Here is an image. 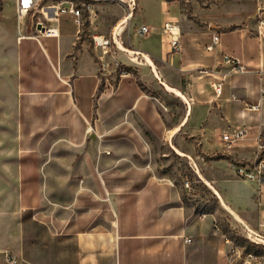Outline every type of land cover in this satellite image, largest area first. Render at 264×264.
Returning a JSON list of instances; mask_svg holds the SVG:
<instances>
[{
	"label": "crops",
	"instance_id": "obj_1",
	"mask_svg": "<svg viewBox=\"0 0 264 264\" xmlns=\"http://www.w3.org/2000/svg\"><path fill=\"white\" fill-rule=\"evenodd\" d=\"M16 2L0 37V172L21 188L8 264H228L223 241L211 240L216 217L183 200L175 156L248 235L264 237V185L233 177L264 138V0H215L195 7L199 22L175 0H136L117 14L97 2L91 37L124 30L108 55L71 13L55 20L35 6L19 17ZM169 21L179 51L163 32ZM239 128L248 135L227 147L223 134Z\"/></svg>",
	"mask_w": 264,
	"mask_h": 264
},
{
	"label": "built area",
	"instance_id": "obj_2",
	"mask_svg": "<svg viewBox=\"0 0 264 264\" xmlns=\"http://www.w3.org/2000/svg\"><path fill=\"white\" fill-rule=\"evenodd\" d=\"M43 0H17L16 8L18 12V16H26L35 6H41L42 13L45 16L49 14L52 15L50 19H57L62 13H71L74 16V21L79 27H83L85 23H92L93 19H96L97 12L95 10L94 4L97 2H117L123 6H127L129 10H134L136 6V0H56L51 4H43ZM128 13V17L130 18L133 12ZM125 21V20H124ZM261 23H264V20H261ZM119 24L113 28L110 37H106L101 34L92 35V42L95 47L101 49L103 55H108L111 53H115L117 49H121L119 43V36L123 33V29L120 28L118 31ZM42 31L46 35L54 34V29L51 27H47L42 24ZM122 29V30H121ZM41 31V30H40ZM149 29L147 26H141L138 28L137 33L144 37L148 33ZM163 32L170 37V43L173 51L180 50V32L179 25L174 22H166ZM219 42V37L215 35L213 37V44L207 47L208 50H212L214 46ZM113 46L116 48L114 49ZM101 62L104 66H107L108 63L106 60L101 57ZM226 61L229 62L230 58L226 56ZM236 69L239 71H244L245 67L240 62V60L235 59ZM213 88L216 90L217 94H221L222 83L213 84ZM264 96V91H263ZM252 109L259 108V104L249 106ZM249 130L246 128H239L234 133L226 132L223 134L222 138L227 147H231L235 142L243 140L248 135ZM236 177L239 179L250 181L258 186L264 185V138H259L256 145V158L252 162H247L243 164H237L233 170ZM186 187H189V184L186 182ZM250 232V231H248ZM213 233L214 235H221L223 243L226 246L225 257L228 264H259L260 256L250 251L248 248L239 245L234 241L232 236L227 233H223L221 230V226L218 221L215 219L213 224ZM257 236L256 240H252L254 243H263L261 242V238L264 239L263 236L257 234H250ZM187 242H190L191 239H187ZM5 258L10 263L16 262V257L11 255L8 251H5Z\"/></svg>",
	"mask_w": 264,
	"mask_h": 264
},
{
	"label": "rangeland",
	"instance_id": "obj_3",
	"mask_svg": "<svg viewBox=\"0 0 264 264\" xmlns=\"http://www.w3.org/2000/svg\"><path fill=\"white\" fill-rule=\"evenodd\" d=\"M15 0H0V9L3 6V13L0 16V37L3 35V27L5 23H10L11 21H15V12L13 10ZM180 4V15L183 19H191L193 21H198L199 14L197 13L195 7L198 9L207 7L211 2L215 0H175ZM43 2V1H42ZM114 3L112 9L108 12L112 14L120 13V9L123 6L120 3ZM120 8V9H117ZM17 12V9H16ZM18 14V12H17ZM70 24H67L69 26ZM137 25V24H135ZM136 27V26H135ZM83 36L90 39L92 42L91 32L87 25L82 27ZM109 30V29H108ZM107 30V31H108ZM115 49L116 47L113 46ZM202 160V159H200ZM203 160L209 161V158L206 157ZM202 160V161H203ZM175 164L179 171L180 175L177 178L181 184V192L183 195V200L187 204L189 208L194 210L197 217L200 218V215L205 213H212L221 226V230L224 233L232 236L235 242L239 245L248 248L250 251L257 253L260 256L259 264H264V244L263 243H254L249 238L256 240L257 236L252 235L249 237L248 232L238 224V222L233 220V217L224 210L219 200L215 197L214 193L209 189L204 182L199 181L195 172L182 161L181 159L174 157L172 161ZM171 163V164H172ZM168 169V168H166ZM174 169L170 168L167 171L171 175L177 174V172H172ZM233 174V173H232ZM4 174L0 172V264H8L5 261V251L10 249V246L7 244L11 242V239L15 237L17 239V225L19 218L21 216V188L18 187H10L9 183L5 181ZM175 177V176H174ZM236 177V175H233ZM6 178V177H5ZM185 181V182H184ZM186 182L189 184V187H186ZM258 196V193L254 194V199ZM210 218V217H209ZM212 218V217H211ZM12 224L10 227H6L7 224ZM12 227V229H11ZM10 228V232H9ZM211 240L215 247H219L222 245V236L214 235L213 227H211ZM12 234V235H10ZM14 235V237H12ZM14 240V241H15ZM218 249V248H217ZM18 260L20 261L21 255L18 254ZM202 260H212V258L208 255L201 256ZM21 263V261H20Z\"/></svg>",
	"mask_w": 264,
	"mask_h": 264
},
{
	"label": "bare ground",
	"instance_id": "obj_4",
	"mask_svg": "<svg viewBox=\"0 0 264 264\" xmlns=\"http://www.w3.org/2000/svg\"><path fill=\"white\" fill-rule=\"evenodd\" d=\"M121 27L118 26V31L120 30ZM122 30V29H121ZM55 33H57V30L55 29ZM233 212V211H232ZM261 242H264V239L261 238Z\"/></svg>",
	"mask_w": 264,
	"mask_h": 264
}]
</instances>
